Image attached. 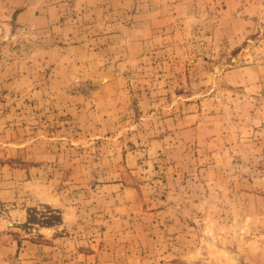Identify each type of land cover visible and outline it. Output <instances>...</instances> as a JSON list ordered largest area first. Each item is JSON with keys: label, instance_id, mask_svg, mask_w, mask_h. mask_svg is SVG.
Returning a JSON list of instances; mask_svg holds the SVG:
<instances>
[{"label": "rangeland", "instance_id": "obj_1", "mask_svg": "<svg viewBox=\"0 0 264 264\" xmlns=\"http://www.w3.org/2000/svg\"><path fill=\"white\" fill-rule=\"evenodd\" d=\"M30 1L0 0V264H264V0Z\"/></svg>", "mask_w": 264, "mask_h": 264}, {"label": "crops", "instance_id": "obj_2", "mask_svg": "<svg viewBox=\"0 0 264 264\" xmlns=\"http://www.w3.org/2000/svg\"><path fill=\"white\" fill-rule=\"evenodd\" d=\"M57 2L50 0H31L20 8L16 13L17 22L24 25H30L33 22H38V25L52 24L56 18ZM40 22V23H39ZM44 22L45 24L41 23ZM111 48L110 44H107ZM106 45H101L100 50L105 51Z\"/></svg>", "mask_w": 264, "mask_h": 264}, {"label": "trees", "instance_id": "obj_3", "mask_svg": "<svg viewBox=\"0 0 264 264\" xmlns=\"http://www.w3.org/2000/svg\"><path fill=\"white\" fill-rule=\"evenodd\" d=\"M55 217H58V216H55Z\"/></svg>", "mask_w": 264, "mask_h": 264}]
</instances>
